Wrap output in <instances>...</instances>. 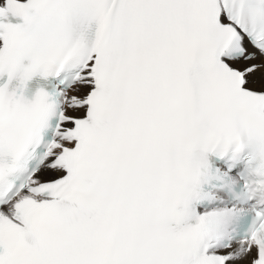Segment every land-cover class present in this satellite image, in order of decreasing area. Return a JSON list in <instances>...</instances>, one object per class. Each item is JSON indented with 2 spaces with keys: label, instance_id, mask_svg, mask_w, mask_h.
<instances>
[{
  "label": "snow or ice",
  "instance_id": "snow-or-ice-1",
  "mask_svg": "<svg viewBox=\"0 0 264 264\" xmlns=\"http://www.w3.org/2000/svg\"><path fill=\"white\" fill-rule=\"evenodd\" d=\"M0 264H264V0H0Z\"/></svg>",
  "mask_w": 264,
  "mask_h": 264
}]
</instances>
